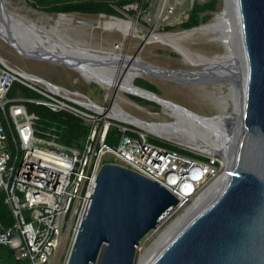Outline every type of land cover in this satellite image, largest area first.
<instances>
[{"label":"water","instance_id":"1","mask_svg":"<svg viewBox=\"0 0 264 264\" xmlns=\"http://www.w3.org/2000/svg\"><path fill=\"white\" fill-rule=\"evenodd\" d=\"M228 3L236 16L244 55L243 78L238 82L243 115L234 162L225 172L228 181L218 198L188 221L150 264H264V0ZM47 26L11 12L6 1L0 0V37L23 59L89 73L113 62L99 57L105 55L101 49L75 40L70 26ZM236 45L234 42L233 47ZM0 60L4 61L1 56ZM145 65L162 75L179 72ZM135 88L157 98L151 102L162 110V103L169 102ZM199 118L211 121L215 116ZM178 204V199L157 182L122 166L104 164L67 264H95L98 260V264H135L141 241ZM187 215L188 209L180 218Z\"/></svg>","mask_w":264,"mask_h":264},{"label":"built area","instance_id":"2","mask_svg":"<svg viewBox=\"0 0 264 264\" xmlns=\"http://www.w3.org/2000/svg\"><path fill=\"white\" fill-rule=\"evenodd\" d=\"M16 83L42 98L9 99ZM25 102L81 119L90 128L81 149L61 145L53 130L38 132L33 118L17 105ZM111 113V106L104 108L78 91L0 60V194L5 195L13 220L8 227L0 224V245L10 248L17 259L52 264L72 236L68 262L104 164L122 166L160 184L178 199L175 213L190 206L193 196L222 172L218 155L151 138ZM111 129L119 134L114 146L107 142ZM10 141L14 150H10Z\"/></svg>","mask_w":264,"mask_h":264},{"label":"bare ground","instance_id":"3","mask_svg":"<svg viewBox=\"0 0 264 264\" xmlns=\"http://www.w3.org/2000/svg\"><path fill=\"white\" fill-rule=\"evenodd\" d=\"M225 2V10L221 15L219 14L213 22L208 25H203L198 29L178 34H159L157 32H153L147 36L140 32L141 30L139 29L137 23L128 21L127 19L109 18L108 16L99 17L97 20L73 14L64 16H38V19L43 21L46 26L51 25V27L56 29L63 27L69 28V26L71 27L72 25L89 28L91 30L102 29L109 32H118L125 40L135 38L141 39L147 45H161L180 55L183 63L200 69L190 72L169 71L168 73L166 72L162 75L153 68L146 66V62L141 61L138 57H132L133 59H130L131 57L127 56L122 51L101 49L100 51L104 52L105 55H99V57L106 61H113L110 66L92 70V73L74 70L79 73L86 82L96 83L102 88L110 91L109 96L107 97L109 101L108 103H110L112 107L111 111L113 113H111V116L117 118L121 122L136 126L161 140L176 144L191 151L204 155H218L221 157V162L224 166L222 174L220 173L219 176L208 187H205L203 191L193 196V204L190 208H188V215L184 218L176 219L169 228H167L163 233H160L158 241H156L152 248L147 251L146 255L139 257L138 260L135 259V264H150L156 258L157 254L161 250L165 249L170 241H172V239L180 232V230L186 226L188 221L207 209L215 201V199L218 198L228 181L225 172L228 171V168L234 162V149L240 133L239 126L241 125V121L239 119L243 115V96L242 94L240 97H238V95L235 96V91H237L236 88L239 87V92L242 93V90L240 89L241 85L238 84V82L242 81L241 79L243 78L244 62L242 60L244 55L242 54L239 46V28L235 13L231 10L228 0H225ZM196 35L206 36L210 39V42L223 44L226 52L222 55H215L210 58L197 53L194 54L185 45V42L191 37H193L194 40ZM0 39L4 41L1 37ZM220 39H222V41ZM234 42L237 44L236 48L233 47ZM140 63L141 66L138 67ZM209 76H216V79H214L216 82L211 84L215 87L221 86V81H219L220 79L225 80L223 81L224 83L227 81L229 82V92H234L232 95V101L234 102L233 105H235V111L233 113H225L226 105H224L225 99L223 95L222 98L224 103L222 100V104H220L221 99L219 98L217 105L222 113L215 116V118L211 119V121H205L200 118L180 114L173 107L169 106L168 103L163 102L162 106L165 108L164 112H166L167 109L169 111H167L168 115L174 119V122L156 123L153 120V122H145L139 118H131L119 104V101H121L122 103L128 104V106L135 105L137 108L140 107L139 105L129 101L125 97V94L138 95L146 97L151 101H158L157 98L144 95L143 93L137 91L134 84H130L128 82L130 78H134L135 81L139 77L148 79L170 78L179 83L189 80L196 83L198 87H205L207 86L206 84L208 81H210ZM116 78H118L117 81ZM224 83L222 84L223 87ZM45 86L53 88L52 85L47 82H45ZM115 91L119 92L116 93ZM238 99L239 107L237 105ZM139 110L144 111V109L140 108ZM127 114L129 116H127ZM174 214L175 212L171 211L165 217L166 219L164 218L165 220H163H170V218H173ZM161 222L158 224L155 231L160 232L162 230V227L165 224L163 225V222ZM98 262L99 260L95 264H98Z\"/></svg>","mask_w":264,"mask_h":264},{"label":"rangeland","instance_id":"4","mask_svg":"<svg viewBox=\"0 0 264 264\" xmlns=\"http://www.w3.org/2000/svg\"><path fill=\"white\" fill-rule=\"evenodd\" d=\"M5 1L7 3L8 9L11 12L26 17L29 20L39 22L43 26H46V24L43 23V21H40L38 19V16H51L50 14L32 8L28 5L25 0ZM211 1L213 0H144L141 4L127 7V13H124L123 11H121V13L124 19L137 23L139 29L141 30L140 32H142L144 35L148 36L153 32H157L159 34H177L184 31L181 25H183V23H185V21L188 19L189 14L193 10L194 4L199 3L200 5H208V3ZM225 7V0H214L213 4L211 5V8H209L208 11L205 13L210 16V19L206 23H202L200 26L208 25L213 22L219 14L221 15L223 13ZM72 14L93 20L99 19V16H86L77 13ZM70 34L75 38V40L80 41L86 46L92 47L94 49L122 51L127 56L138 57L152 66L160 67L167 70H179L185 72L200 70L198 67L195 68L193 66L183 63L182 57L167 47L154 44L147 45L141 39L133 38L125 40L118 32H109L104 31L102 29L91 30L89 28L77 27L72 25L70 28ZM185 45L194 54L197 53L207 58L214 57L215 55H222L224 54V52H226L223 44L217 42H210V39L208 37L202 35H196L194 37V40L193 37L189 38L185 42ZM0 56L5 59L11 66H16L28 73L37 75L45 79L46 81L54 85L61 86L67 90L78 91L90 97L94 102L104 108H110L111 106L110 103H108L109 101L107 97L110 93L109 90L102 88L96 83L86 82L81 77V75L75 72L74 70L54 65L51 63L23 59L1 39ZM163 79H148L144 77H139L136 79L135 82H138L139 80L146 81L147 83L156 87V89L158 90V93L156 94L160 98L176 105H179L190 111H184L181 108H178L175 105L166 102L183 115L191 116L194 118H199L200 116L214 117L220 115L222 112L220 108L217 107V105L219 102V98L221 99L220 104H222V95L225 99V113L228 114L233 113L235 111V105H233L234 102L232 101V95L234 94V92H229L230 84L228 81L224 83L223 81L225 80L220 79L219 81H221V86L215 87L211 84L216 82V80H214L216 79V76H209L210 81H208V83L206 84L207 86L198 87L196 83H193L189 80H185V83L180 82V84L179 82H176L175 80L170 78ZM223 83L224 87L222 86ZM237 91H235V96L238 95V97H240L241 93L239 92V90ZM143 94L151 96L146 93ZM10 97H13L14 100L42 98L36 92L29 90L25 86H22L18 83L14 84V88ZM125 97L132 103L139 105L141 108L144 109V111H141L135 106H128V104L119 101V104L122 106V108L129 114L145 121L153 120L156 123L174 122V119L168 115V110L166 109V112H164L165 108H163L162 110L161 106L157 105L156 103L144 100L142 98L140 99H142L143 102L138 103L132 99V97L134 96L128 94H125ZM151 97L155 98L154 96ZM237 101V105L239 107V99ZM150 137L156 138L154 135L151 134ZM85 140L86 138H84L81 147L85 143ZM158 140L166 142L173 146H177L173 143L161 140L159 138ZM110 144L113 146L116 145L115 142ZM81 147H78L77 149H81ZM222 173L223 169L221 174ZM190 206L178 213H175V217L173 216V218H170V220L168 221H164L166 219L165 218L163 220L164 222L162 221L163 225H165L162 227V230L160 232L155 230L151 231L141 241L137 249L136 259L138 260L139 257H143L144 255H146L147 251L152 248L156 241H158L160 233H163L167 228H169L176 219L182 217V215L188 208H190ZM71 241L72 236L66 241L61 251L56 254L52 264H66L67 257L69 256L68 254L71 250Z\"/></svg>","mask_w":264,"mask_h":264},{"label":"trees","instance_id":"5","mask_svg":"<svg viewBox=\"0 0 264 264\" xmlns=\"http://www.w3.org/2000/svg\"><path fill=\"white\" fill-rule=\"evenodd\" d=\"M29 6L47 14H72L77 13L86 16H100L106 15L108 17H117L123 19L121 11L127 13L126 8L141 4L144 0H25ZM214 1V0H213ZM213 1L209 2L208 5L199 3L194 4L192 12L189 14L188 19L183 23V30H190L199 27L202 23H206L210 16L205 14ZM131 14V13H130ZM133 14V13H132ZM130 84L141 87L145 90L151 91L153 93H158V90L153 85L147 83L146 81L139 80L135 82L134 78L128 80ZM9 91V99H14L10 97L12 90ZM132 99L138 103L143 102L142 99L132 97ZM151 101V100H150ZM22 105L27 114L33 118L34 127L38 132H48L55 131L60 137V144L71 148L77 149L81 147L84 138H86L90 133V128L85 125V123L68 113H54L43 106H38L33 103H22L17 104ZM118 132L115 129H111L108 132L107 142H115V138L118 136ZM150 141L162 144L153 139ZM10 150H14L13 145L10 141ZM13 223L12 214L5 203V195L0 194V224L8 227ZM0 264H31L29 260H19L16 258L14 252L5 246L0 245Z\"/></svg>","mask_w":264,"mask_h":264},{"label":"flooded vegetation","instance_id":"6","mask_svg":"<svg viewBox=\"0 0 264 264\" xmlns=\"http://www.w3.org/2000/svg\"><path fill=\"white\" fill-rule=\"evenodd\" d=\"M220 40L222 41V39H220ZM141 61H143V60H141ZM144 62H145V61H144ZM140 66H141V63H140V65H139L138 67H140ZM130 71H131V70H130ZM172 72H173V71H172ZM117 79H118V78H116V81H117ZM116 81H115V82H116ZM115 92H116V91H115ZM117 92H119V91H117ZM117 92H116V93H117ZM168 105L171 106L170 104H168ZM134 106H135V105H134ZM139 108H140V109H143V108H141V107H139ZM139 108H138V109H139ZM111 109H112V107H111ZM126 112H127V111H126ZM168 112H169V111H168ZM127 113H128V112H127ZM128 114H129V113H128ZM128 114H127V116L130 115L131 118H138V117H136V116H133V115H131V114L128 115ZM139 119H140V118H139ZM142 120H143V119H142ZM143 121H145V120H143ZM145 122H153V121H145ZM154 122H155V121H154ZM161 123H168V122H161Z\"/></svg>","mask_w":264,"mask_h":264}]
</instances>
